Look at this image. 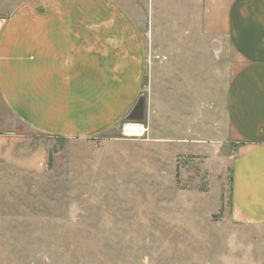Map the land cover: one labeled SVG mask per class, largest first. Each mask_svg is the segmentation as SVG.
Segmentation results:
<instances>
[{
	"label": "rangeland",
	"instance_id": "1",
	"mask_svg": "<svg viewBox=\"0 0 264 264\" xmlns=\"http://www.w3.org/2000/svg\"><path fill=\"white\" fill-rule=\"evenodd\" d=\"M120 1L149 66L174 59L183 84L149 67L142 140L43 136L0 101V264H264V226L231 219L227 57L201 35V0Z\"/></svg>",
	"mask_w": 264,
	"mask_h": 264
},
{
	"label": "crops",
	"instance_id": "2",
	"mask_svg": "<svg viewBox=\"0 0 264 264\" xmlns=\"http://www.w3.org/2000/svg\"><path fill=\"white\" fill-rule=\"evenodd\" d=\"M200 29L212 55L227 57L225 140L237 146L231 219L264 226V0H201ZM138 30L120 0H0V101L15 121L43 136L108 135L143 96L150 66L164 81L183 84L174 59L149 66ZM193 66L195 81L196 60ZM191 80L187 95L195 92Z\"/></svg>",
	"mask_w": 264,
	"mask_h": 264
},
{
	"label": "built area",
	"instance_id": "3",
	"mask_svg": "<svg viewBox=\"0 0 264 264\" xmlns=\"http://www.w3.org/2000/svg\"><path fill=\"white\" fill-rule=\"evenodd\" d=\"M118 127L121 136L125 139L142 140L148 131L141 122L137 121H124Z\"/></svg>",
	"mask_w": 264,
	"mask_h": 264
},
{
	"label": "water",
	"instance_id": "4",
	"mask_svg": "<svg viewBox=\"0 0 264 264\" xmlns=\"http://www.w3.org/2000/svg\"><path fill=\"white\" fill-rule=\"evenodd\" d=\"M144 97L141 96L133 107L132 112L125 118V121L142 122L144 120Z\"/></svg>",
	"mask_w": 264,
	"mask_h": 264
}]
</instances>
